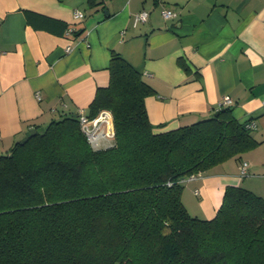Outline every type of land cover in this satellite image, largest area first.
<instances>
[{"label": "trees", "instance_id": "obj_1", "mask_svg": "<svg viewBox=\"0 0 264 264\" xmlns=\"http://www.w3.org/2000/svg\"><path fill=\"white\" fill-rule=\"evenodd\" d=\"M108 71L86 115L110 111L112 145L94 149L66 113L0 155V264H264V197L227 186L211 219L181 199V178L258 144L253 122L222 106L156 132L141 72L115 51Z\"/></svg>", "mask_w": 264, "mask_h": 264}, {"label": "crops", "instance_id": "obj_2", "mask_svg": "<svg viewBox=\"0 0 264 264\" xmlns=\"http://www.w3.org/2000/svg\"><path fill=\"white\" fill-rule=\"evenodd\" d=\"M98 1L0 0V155L33 126L86 114L115 51L153 88L145 107L156 132L222 106L254 123L255 147L182 182L191 215L211 219L227 186L264 197V0ZM165 8L177 16L164 19ZM141 10L148 18L135 25Z\"/></svg>", "mask_w": 264, "mask_h": 264}, {"label": "built area", "instance_id": "obj_3", "mask_svg": "<svg viewBox=\"0 0 264 264\" xmlns=\"http://www.w3.org/2000/svg\"><path fill=\"white\" fill-rule=\"evenodd\" d=\"M74 15L76 18H83L84 13L81 10H75ZM161 15L164 19H170L177 16V12L165 8L162 10ZM148 18V12L145 10H141L134 14L133 23L136 25L138 23H143ZM37 97L39 95L37 94ZM231 100L228 97H225L223 100V105H229ZM79 124L81 131L87 137V140L91 144L94 149H100L103 147H108L113 144L114 137V127L112 121V115L109 110L103 109L101 110L95 117L90 118L84 112H79ZM251 127H254V123L251 124ZM247 162H242L239 166L240 175H245ZM199 175L190 174L180 179V182H184L189 179L196 178ZM197 192V190H195Z\"/></svg>", "mask_w": 264, "mask_h": 264}, {"label": "water", "instance_id": "obj_4", "mask_svg": "<svg viewBox=\"0 0 264 264\" xmlns=\"http://www.w3.org/2000/svg\"><path fill=\"white\" fill-rule=\"evenodd\" d=\"M30 133H31V135H33V134H34V129H32V130L30 131ZM26 140H27V138H23V140H21L20 143L22 144V143H24V141H26Z\"/></svg>", "mask_w": 264, "mask_h": 264}, {"label": "rangeland", "instance_id": "obj_5", "mask_svg": "<svg viewBox=\"0 0 264 264\" xmlns=\"http://www.w3.org/2000/svg\"><path fill=\"white\" fill-rule=\"evenodd\" d=\"M182 184H184V183H182Z\"/></svg>", "mask_w": 264, "mask_h": 264}]
</instances>
